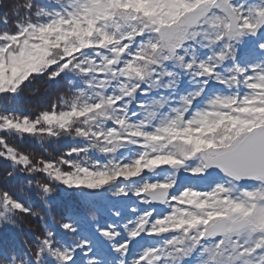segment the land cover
<instances>
[{
	"label": "snow or ice",
	"instance_id": "snow-or-ice-1",
	"mask_svg": "<svg viewBox=\"0 0 264 264\" xmlns=\"http://www.w3.org/2000/svg\"><path fill=\"white\" fill-rule=\"evenodd\" d=\"M3 7L0 231L38 228L0 264H264V0ZM40 80L56 101L22 110ZM59 189L85 206L58 221Z\"/></svg>",
	"mask_w": 264,
	"mask_h": 264
},
{
	"label": "trees",
	"instance_id": "trees-1",
	"mask_svg": "<svg viewBox=\"0 0 264 264\" xmlns=\"http://www.w3.org/2000/svg\"><path fill=\"white\" fill-rule=\"evenodd\" d=\"M8 0H6V3ZM39 3H43L44 0H37ZM3 12H9L8 7L0 8V14ZM10 14V12H9ZM61 86L49 84L43 80L37 81L32 87L25 91L24 96L19 102V107L29 113H38L43 109H47L50 105L56 101L57 95ZM18 144L21 142L17 141ZM70 141H62L57 144H45V150L41 149V146L29 140L22 142L21 146L27 151L32 152L37 158L43 155L45 158L56 157L67 150ZM5 165L0 164V177L4 175ZM103 206V202H100ZM83 198L77 193L64 191L59 189L53 198V208L51 215L56 218V220H61L62 216L73 209H83L84 208ZM38 224L34 221L25 220V222L20 226L19 229H6L0 231V238L15 240L20 242L28 239V234L30 232L36 231Z\"/></svg>",
	"mask_w": 264,
	"mask_h": 264
},
{
	"label": "rangeland",
	"instance_id": "rangeland-1",
	"mask_svg": "<svg viewBox=\"0 0 264 264\" xmlns=\"http://www.w3.org/2000/svg\"><path fill=\"white\" fill-rule=\"evenodd\" d=\"M3 163L2 161H0V164ZM63 190V189H62ZM10 229V228H9Z\"/></svg>",
	"mask_w": 264,
	"mask_h": 264
}]
</instances>
